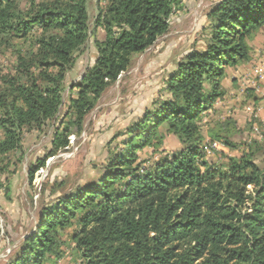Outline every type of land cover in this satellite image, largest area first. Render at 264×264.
I'll return each instance as SVG.
<instances>
[{"label": "trees", "instance_id": "obj_1", "mask_svg": "<svg viewBox=\"0 0 264 264\" xmlns=\"http://www.w3.org/2000/svg\"><path fill=\"white\" fill-rule=\"evenodd\" d=\"M182 8L183 0H104L91 26L88 0H0V49L14 54L11 70L0 71V173L25 132L59 121L52 144L67 146L104 91ZM206 21L204 46L183 55L165 79L168 96L128 127L119 149L108 150L96 180L41 207L34 230L4 264H57L65 247L76 264H264V167L254 160L264 139L208 163L201 133L203 114L225 94V68L250 56L264 0H220ZM90 37L95 61L71 86L75 95L59 120L66 74ZM162 128L181 147L145 166L137 151L158 148ZM222 143L238 148L227 137ZM45 160L29 167V181Z\"/></svg>", "mask_w": 264, "mask_h": 264}, {"label": "rangeland", "instance_id": "obj_2", "mask_svg": "<svg viewBox=\"0 0 264 264\" xmlns=\"http://www.w3.org/2000/svg\"><path fill=\"white\" fill-rule=\"evenodd\" d=\"M219 1L183 0V8L170 18L169 31L135 56L131 67L119 75L86 115L81 133L68 136L67 146L55 150L52 144L59 121L42 131L23 133L21 149L8 156L7 169L0 173V264L34 230L41 207L75 185L96 180L107 161L108 150L119 149L128 127L152 107L153 101L168 96L165 79L183 55L204 46L201 28L207 23L206 14ZM103 3L104 0H88L91 26L96 7ZM94 36L102 40L103 30L97 28ZM249 45L254 48L249 58L224 70L221 85L225 94L213 104L217 112L203 114L202 149L208 163L223 162L220 152L237 155L244 143L264 139V26L254 33ZM96 54L90 37L66 74L59 120L65 116L69 98L75 95L71 86L94 63ZM13 62L12 49H0V71L11 70ZM160 132L163 138L158 148L146 146L137 151L145 166L181 147L175 135L165 133L163 128ZM224 137L238 148L226 147L222 143ZM43 158H46L44 165L29 181V167ZM254 160L264 167V149L255 154ZM64 249L65 254L57 264H76L69 247Z\"/></svg>", "mask_w": 264, "mask_h": 264}, {"label": "crops", "instance_id": "obj_3", "mask_svg": "<svg viewBox=\"0 0 264 264\" xmlns=\"http://www.w3.org/2000/svg\"><path fill=\"white\" fill-rule=\"evenodd\" d=\"M250 47H251V52L254 50V48H252V46L250 45ZM222 102H220V104H221ZM216 105H214V107H213V110L212 111H209L208 113L209 114H212V113H216L217 111H216ZM205 116V115H204Z\"/></svg>", "mask_w": 264, "mask_h": 264}]
</instances>
